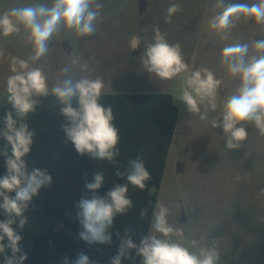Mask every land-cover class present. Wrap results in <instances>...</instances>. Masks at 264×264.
Returning a JSON list of instances; mask_svg holds the SVG:
<instances>
[{
    "label": "clouds",
    "instance_id": "9594fccd",
    "mask_svg": "<svg viewBox=\"0 0 264 264\" xmlns=\"http://www.w3.org/2000/svg\"><path fill=\"white\" fill-rule=\"evenodd\" d=\"M103 7V3H97L96 0H52L50 6L12 7L0 14V34L7 37L18 33L23 27L32 47L33 54L29 59L36 62L49 53V41L59 32L61 25L73 31L77 37L95 34L97 21L102 19ZM216 7L221 10L208 21L209 29L214 32L226 33L242 17L264 26V0L252 3L247 0L245 3L221 2ZM179 11L181 8L178 3H170L166 9L165 22L170 24L173 15ZM152 32L151 42H148V38L143 39L144 49L140 59L144 70L160 80H170L183 74L186 88L179 101L186 105L190 113H200V105L203 104L215 110L221 79L207 67L190 68L179 43H169L159 27L153 28ZM141 41V36H131L130 49L139 48ZM253 47L258 55L251 57L248 55L247 43L227 44L220 53L221 64L226 66L227 74L239 79L238 86L223 99L219 118L211 122L213 129H223L225 146L229 150H239L242 142L247 140L245 125H254L258 134L264 136V38L253 40ZM10 71L12 74L7 77L6 97L17 119L13 118V112H6L3 119L5 127L0 129V138L5 141L0 148V155L5 157L6 165V173L0 177V209L7 217L0 221V255L3 256V264H24L27 254L21 247L23 237L16 229H24L28 222L24 213L33 197L52 182L46 170L33 169L29 172L24 159L31 150L34 135L29 131L25 118L28 113L35 111L39 103L37 98L49 94L56 98L61 105V114L70 124L62 126L63 130L80 155L87 154L93 159L117 165L120 137L114 125L112 106H104L99 102L104 88L100 79L80 78L74 81L67 78L49 89L43 70L30 67L27 60L12 57ZM61 71L67 73L68 68ZM73 100L78 104L75 108L72 106ZM200 119L206 120V114L201 113ZM115 174L126 182L115 185L104 197H100L96 192L104 184L105 174L96 171L92 180H86L84 185L91 195L83 196L77 202L76 215L82 227L79 236L90 245L111 242L108 230L115 217L126 214L134 207L128 195L129 186L144 191L148 188L147 182L152 179L142 153L130 159L124 171L117 170ZM147 212V208H142L141 218ZM168 216V206L158 204L157 210L152 213L151 231L159 233V236L147 234L139 245L130 237L122 239L116 255L111 258V264H121L122 258H131L129 250L132 249L142 258L141 264H216L219 259L216 251H202L198 255L182 243L167 239L173 233L182 234L181 229L169 224ZM191 243L195 245L196 241ZM6 249L11 250L10 255ZM64 261L68 264L67 257ZM72 264L95 262L81 252Z\"/></svg>",
    "mask_w": 264,
    "mask_h": 264
},
{
    "label": "rangeland",
    "instance_id": "374dc122",
    "mask_svg": "<svg viewBox=\"0 0 264 264\" xmlns=\"http://www.w3.org/2000/svg\"><path fill=\"white\" fill-rule=\"evenodd\" d=\"M96 2L104 5L96 33L77 37L61 25L49 41V53L39 61L29 59L32 47L23 27L7 37L0 34V108L12 107L6 97L12 57L42 69L49 89L67 78H88L103 82L102 93L170 94L179 114L155 210L161 203L168 206V222L182 234L173 233L167 239L182 243L198 255L216 251V264H264V136L254 125H245L247 140L239 150H229L223 129H213L211 123L219 118L223 99L239 84V79L229 76L221 64L222 48L230 43H247L249 57L258 55L253 40L264 38V26L242 17L226 33L209 29V19L221 10L217 4L246 0ZM170 3H178L181 11L169 24L164 17ZM51 4L52 0H0V14L12 7ZM155 27L169 43L181 45L190 68L207 67L221 79L215 110L207 104L200 105V113L187 110L179 101L186 88L183 74L160 80L144 70L140 59L143 39L151 42ZM133 35L142 37L136 50L129 47ZM65 67L67 73L61 71ZM201 113L206 114V120L200 119ZM149 234L159 236L151 228Z\"/></svg>",
    "mask_w": 264,
    "mask_h": 264
},
{
    "label": "trees",
    "instance_id": "16d2710c",
    "mask_svg": "<svg viewBox=\"0 0 264 264\" xmlns=\"http://www.w3.org/2000/svg\"><path fill=\"white\" fill-rule=\"evenodd\" d=\"M110 98L115 100L111 106L120 137L117 165L77 153L62 127L70 126L69 121L61 114V105L51 94L38 97L35 111L25 118L29 131L34 133L31 150L24 158L27 169L29 172L33 169L46 170L52 182L33 197L24 213L28 221L24 229H16L23 237L21 247L27 254L24 264H65V257L68 264H72L81 252L95 264H111L122 239L130 237L139 245L141 239L149 234L179 110L168 93L124 94ZM72 106H78L76 100H73ZM9 111L17 119L12 107L0 108V129L5 127L3 119ZM4 143L0 138V148ZM141 153L152 175L147 182L148 188L141 191L130 185L128 195L134 207L126 214L115 217L108 230L111 242L88 244L79 236L82 227L76 215L77 202L83 196L91 195L84 187L86 180L91 181L96 171H103L104 184L96 194L104 197L115 185L126 182L115 174L116 171H124L127 162ZM5 173V157L0 155V177ZM10 195L14 196V193ZM142 208L148 209L143 218L140 215ZM5 219L7 217L0 209V221ZM6 253L10 255L11 250L6 249ZM129 256L131 258H122L121 264H141L142 258L136 255L134 249L129 250ZM0 264H3L2 255Z\"/></svg>",
    "mask_w": 264,
    "mask_h": 264
},
{
    "label": "crops",
    "instance_id": "0c3cea01",
    "mask_svg": "<svg viewBox=\"0 0 264 264\" xmlns=\"http://www.w3.org/2000/svg\"><path fill=\"white\" fill-rule=\"evenodd\" d=\"M124 94H145V93H116V92H114V93H102L101 96H105V97H109V98H103V99L100 98L99 102L101 104H103L104 106L114 105V103H115L114 101L115 100L113 98H110V97H112L113 95H124ZM165 168H166V166H165Z\"/></svg>",
    "mask_w": 264,
    "mask_h": 264
}]
</instances>
